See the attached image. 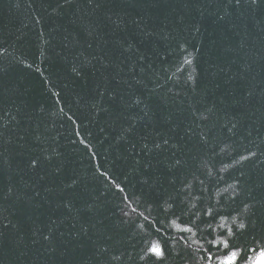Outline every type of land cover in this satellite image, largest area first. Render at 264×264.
Here are the masks:
<instances>
[{"label":"trees","instance_id":"16d2710c","mask_svg":"<svg viewBox=\"0 0 264 264\" xmlns=\"http://www.w3.org/2000/svg\"><path fill=\"white\" fill-rule=\"evenodd\" d=\"M82 13H87L86 0H73L71 5H65L64 0H0V127L5 129L0 137V264H107L113 252L133 249L139 252L148 240L171 244L167 239L172 235L168 228L169 216L160 210L161 203L174 191L168 182L169 161L161 157L162 163L153 161L149 168L135 165L130 145L112 140L108 116L101 113L95 120L87 116V101L99 73L94 76L90 65L83 79L70 73L77 53L82 51L80 59H83L96 51L94 46L70 52L71 44L65 45V37L71 40L79 32L81 22L87 23V15L78 19ZM105 14L112 15L116 23L107 21ZM96 17L104 20V32L117 51L118 44L124 40L135 44L147 55V63L155 65L161 78L165 70H174L171 65L175 63L171 55L165 62L166 54L174 47V40L165 37L187 38L192 46L190 50H199L195 52L201 79L198 92L203 99L197 108L203 110L215 105L213 118L223 123L243 101L247 109L239 132L251 133L243 146L264 152V23H258L264 21V2L250 6L242 0L237 8L227 5V0H114L93 18ZM141 18L153 33L150 37L139 32L133 23ZM85 39L81 34V45ZM57 91L59 105L54 96ZM249 92H253L252 97L248 96ZM224 94H230L228 106L220 103ZM158 102L151 101L154 106ZM61 106L65 114H75L79 117L78 123L82 121L81 134L93 144L96 159L79 143L70 142L75 139L74 126L67 115L57 112ZM179 107L177 111L171 105H161L154 116L150 113L144 117L141 123L145 127L141 130L155 129L167 135L178 146V156L187 158L188 150L195 154L197 139H183L184 128L177 125L182 121L191 123V118L187 102ZM100 127H105V134L100 133ZM45 128L50 130V136L60 134L57 148L62 156L52 162L62 167L58 177L49 175L51 165L37 170L28 167L31 158L42 156V146L34 136L37 131L43 133ZM20 136L24 139L20 140ZM133 143L139 151V143L136 140ZM215 166L220 167L219 159ZM243 170L256 207L246 219L247 231L237 242L249 249L247 264H252L264 250V163L248 162ZM99 171H107L125 192L119 193L107 185ZM73 174L83 178L76 193L95 208L93 215L78 218L79 223L61 215L59 200L46 190L53 180L67 183ZM237 177L238 171L225 173L219 188L223 190ZM179 179L178 176L177 183ZM124 195L128 197L127 202L122 201ZM212 200L213 203L216 200L215 193ZM125 203L131 216L127 223L122 222L120 212ZM220 203V213L227 225H231L232 217L227 213L234 207L239 208L240 203L233 205L226 199ZM77 206L82 205L78 202ZM133 208L136 213L149 216L151 223L132 213ZM176 212L179 215L181 209L177 207ZM184 217H188L187 212ZM51 220L56 223L52 224ZM101 222L106 226V236L111 237L105 241L110 251L103 257L96 254V234L89 227ZM220 222L217 217L213 227ZM81 224L89 227V232L74 239L69 233L79 231ZM139 224L144 228H139ZM157 228L161 231L157 232ZM50 230L55 235L51 244L43 239ZM203 235L195 237L197 244H192L191 249L177 245L176 250L183 258L172 254L165 264H220L223 257H217V250L205 243ZM198 245L203 247L196 253ZM208 254L213 256L211 261L207 260ZM199 256L204 259L195 258ZM133 264H138L135 256Z\"/></svg>","mask_w":264,"mask_h":264},{"label":"snow or ice","instance_id":"6c2138e0","mask_svg":"<svg viewBox=\"0 0 264 264\" xmlns=\"http://www.w3.org/2000/svg\"><path fill=\"white\" fill-rule=\"evenodd\" d=\"M113 2L114 0H86L87 13H82L78 19L87 15V23L81 22L79 32L71 40L69 37H65V45L71 44L70 52L85 47L92 49L94 46L96 51L91 57L85 56L83 59H80L83 52L77 53L76 59L71 64L70 73L83 79L89 65L94 76L99 73L87 101L89 108L87 116L92 120L99 117L101 113L108 116L113 129V134H110L112 140L116 144L127 143L130 145L135 165L149 168L153 161L156 164L162 163L161 157L168 160L166 165L169 172L168 182L173 185L174 191L160 205V210L169 216L168 228L172 230V235L167 239L171 241V244L166 245L159 240H148L145 247L139 252H136L135 249L113 252L108 256L107 264H133L134 256L137 258L138 264H165L169 255L174 254L178 258H183L182 254L176 250L177 245L191 249L192 244H197L195 237L200 233L204 234L205 243L217 250V257H223L220 264H247L249 249L237 241L247 231L246 219L253 214L256 202L251 199V192L245 183L243 166L248 162L264 163V159H262L264 152L243 146L251 135L250 132L246 134L239 132L241 121L246 116L247 105L241 101V106L235 109L230 118L223 123L218 118H213L215 105L203 110L197 108L196 105L203 99L199 97L198 92L201 79L197 71L195 52L199 50L196 49L195 52L190 50L192 46L187 38L165 37L174 40V47L171 48L170 53L166 54L165 62H167L168 55H171L175 57V63L171 65L174 70L171 72L165 70L162 78L157 74L155 65L147 63V55L140 52L135 44L124 40L118 44L119 51H117V47L110 44V38L104 32L102 27L104 20L101 17L93 18L96 13H100ZM243 2L250 6H256L264 0H243ZM72 3L73 0H64L65 5ZM241 4L242 0H227L229 6L239 8ZM105 15L107 21L116 23L112 20V15ZM219 19H223V16H220ZM181 22H183V18H181ZM133 23L144 36L150 37L153 34L149 31V26L143 18L133 21ZM258 23H264V21H258ZM195 31L199 32V28H196ZM81 34L86 37L84 45H81ZM133 57L135 58L133 59ZM117 59H119V63ZM37 71L39 72L41 69L37 68ZM213 87L219 88V85L213 84ZM229 95L224 94L220 103L228 106L230 104ZM54 96L59 105L60 93L57 91ZM248 96L252 97L253 92H249ZM153 99L159 101L155 106L151 103ZM185 102L190 110L191 123L185 124L182 121L177 127L184 128L183 139L191 140L195 137L197 147L195 154H191V150H188L185 153L187 158H182L178 156V146L171 143L167 135L155 129L152 131L141 130L145 127L141 121L150 113L154 116L160 110L161 105H171L180 111L179 106H183ZM57 112L67 115L64 113L63 106L59 107ZM67 120L71 121L74 126L75 139L70 142L73 145L79 143L88 150L92 159H96L97 153L93 144L81 134L82 121L78 123L79 117H76L75 114L67 115ZM4 130L0 127V137ZM49 131L45 128L43 133L36 132L34 139L42 146V156L31 158L28 161V167L30 170H37L42 169L45 165H51L49 175L58 177L62 174V167L59 163L52 164V162L59 161L62 156L57 148L60 134L56 133V135L50 136ZM99 131L101 134H105L106 129L100 127ZM88 135L91 136V133L89 132ZM107 138L108 134L105 135V139ZM19 139L23 140L24 136H20ZM134 140L139 143V151H137L136 143H133ZM217 159L220 161L219 168L215 166ZM233 171H238V177L221 190L219 188L220 179L225 173ZM218 175L219 179H216ZM99 176L104 177L107 185L114 187L117 192H125L124 187L117 183L107 171H99ZM178 176L180 177L179 183H177ZM214 179L216 180L215 184L212 183ZM82 183L83 178L79 174H73L67 183H56L53 180V183L46 189L59 200L58 208L61 210V215H66L77 223H79L78 218L85 215L91 216L95 210L94 204L79 197L76 193L77 187ZM213 193L216 194L214 203ZM221 199H226L233 205L240 203L239 208L234 207L227 213L232 217L231 225H227L225 216L220 213ZM122 201L127 202L128 197L124 195ZM78 202L82 205L81 207L77 206ZM127 207L128 205L125 203V208L120 209L123 223H127L131 219L126 210ZM177 207L181 209L179 215L176 212ZM150 212L151 210H149V214ZM185 212L188 213L187 218L184 217ZM132 213H136L135 208L132 209ZM136 214L143 217L144 221L151 223L149 216L143 212ZM205 217L207 220L204 219ZM217 217L221 222L213 227ZM51 223L55 224L56 220H51ZM202 224L205 227L202 228ZM72 227L74 228L75 224ZM89 227L96 234V254L103 257L110 251V245L105 242L111 240L110 236H106V226L101 222L100 224L93 223ZM89 227L81 224L79 231L70 232L69 235L74 239L78 238L81 234H87ZM138 227L143 229L144 225L139 224ZM156 231L159 232L161 229L157 228ZM43 239L49 244L53 243L54 231L50 230L44 234ZM201 247L203 246L198 245L194 251L199 253ZM169 249L173 251L170 252ZM204 251L209 252V249L205 248ZM195 258L197 260L204 259L203 256ZM212 259L213 256L208 254L207 260L211 261ZM254 264H264V250L259 252Z\"/></svg>","mask_w":264,"mask_h":264},{"label":"rangeland","instance_id":"374dc122","mask_svg":"<svg viewBox=\"0 0 264 264\" xmlns=\"http://www.w3.org/2000/svg\"><path fill=\"white\" fill-rule=\"evenodd\" d=\"M255 261V260H254ZM254 261H253V263L252 264H254Z\"/></svg>","mask_w":264,"mask_h":264}]
</instances>
